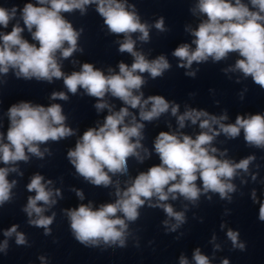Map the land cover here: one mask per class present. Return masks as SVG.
Segmentation results:
<instances>
[{
  "label": "clouds",
  "instance_id": "9594fccd",
  "mask_svg": "<svg viewBox=\"0 0 264 264\" xmlns=\"http://www.w3.org/2000/svg\"><path fill=\"white\" fill-rule=\"evenodd\" d=\"M95 5L96 12L103 18L104 25L110 34L122 35L118 40L120 53H128L133 57L129 66L124 62L118 64L119 71L108 68L107 74L95 68L91 63H83L79 71L65 74L61 60L68 59L83 49L78 46L83 31L76 30L62 13L79 10L81 15L87 6ZM194 15L203 16L198 26L186 28L194 39L192 44H180L173 52V57L180 63L179 67L191 69L193 63L226 60L230 53H237L234 65L224 71L239 72L243 78L251 77L252 81L264 89V0H198L192 9ZM18 8L0 6V27L8 28L9 23L16 20ZM23 22V27L20 24ZM152 27L165 32L164 19H158ZM25 28L31 34L29 43L22 33ZM133 34H138L133 39ZM137 41L150 42V25L141 22L134 5L127 0H36L25 3L19 9V20L13 24L10 32H0V74L7 75L9 70L15 72L17 78L47 81L62 79L69 93L77 94L79 89L90 97L96 98L94 107L108 114L102 124L88 128L76 141L75 147L69 149L67 158L74 166L76 173L94 186L105 188L114 186L116 197L112 203L101 204L94 208L92 202L81 203L78 207L65 209L71 234L80 244L86 247H120L127 245L132 233L129 223L140 217V209L147 203L151 208H160L167 219L163 225L169 232H175L186 222L185 212L188 204L197 206L201 195L210 201L211 195L218 194L221 200L232 202L231 193L237 191L233 183L241 174L250 173L249 166L256 160L249 155L235 162L226 157L227 150L221 151L213 147L214 140L223 134L228 139H235L243 131L247 146L264 149V114L237 115L235 123H224L228 120L225 112L219 116L204 110L189 108L180 113V106L169 102L162 95H150L144 98L142 87L147 83L144 73L151 79L162 77L171 68L165 55L148 59L143 51L136 48ZM59 54V56H58ZM75 63V61H74ZM188 76H195V71H187ZM239 82V80H237ZM122 102L119 110L109 103L106 96ZM243 99V93L240 94ZM50 99L68 100L63 92H53ZM131 110H138V116ZM176 117V132L161 131L154 140V152L159 157V164L153 165L146 172L142 171L135 178L129 177L121 188L120 180L114 176H128L129 158L143 163L150 158L151 152L141 141L144 137V122L157 120L168 113ZM9 126L6 137L0 132V207L13 199L12 189L17 181H9L10 173L23 175L17 166L18 162L27 163L29 154L43 159L45 153L51 154L48 148L41 150V144L48 141H59L75 135L74 130L65 123L67 117L60 104L53 103L47 107L21 101L13 104L7 111ZM186 122L198 125L201 130L195 138L179 131L186 127ZM6 139L7 142H4ZM259 167V166H257ZM200 181V185L197 184ZM241 183H246L243 179ZM52 181H44V177L35 174L27 184V190L34 192L29 196L22 211L28 216V224L44 229L45 235L51 234L56 213L46 216L44 213L54 206L60 197L59 189L49 188ZM80 200L84 194L75 190ZM180 197L188 203L183 211H176L170 199ZM253 202L257 201L256 191L251 192ZM155 201V202H153ZM259 220L264 221V202H259ZM227 214V213H226ZM174 221V223L172 222ZM223 230L226 225H220ZM18 225H12L3 232L6 239L0 243V252L8 249V239L15 236L17 245L28 243L24 233L17 231ZM227 239L232 249L244 251L246 244L240 240L239 231L227 229ZM213 235V253L221 250ZM41 261L45 257H40ZM194 264H211L200 248L193 252ZM179 264H189L183 254ZM221 264H229L223 259Z\"/></svg>",
  "mask_w": 264,
  "mask_h": 264
}]
</instances>
